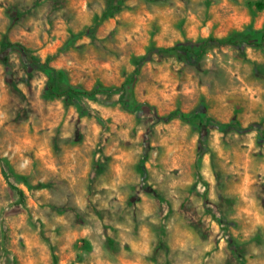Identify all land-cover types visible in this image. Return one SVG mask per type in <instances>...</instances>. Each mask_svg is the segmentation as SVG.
I'll use <instances>...</instances> for the list:
<instances>
[{
  "label": "rangeland",
  "instance_id": "1",
  "mask_svg": "<svg viewBox=\"0 0 264 264\" xmlns=\"http://www.w3.org/2000/svg\"><path fill=\"white\" fill-rule=\"evenodd\" d=\"M0 264H264V0H0Z\"/></svg>",
  "mask_w": 264,
  "mask_h": 264
},
{
  "label": "trees",
  "instance_id": "2",
  "mask_svg": "<svg viewBox=\"0 0 264 264\" xmlns=\"http://www.w3.org/2000/svg\"><path fill=\"white\" fill-rule=\"evenodd\" d=\"M210 41H212V42H214V43H216V44H218V45H225V44H228V43H230L231 42V40L230 39H220V38H211L210 39ZM72 93H77V92H75L74 90H72L71 91ZM83 94H89V92H84Z\"/></svg>",
  "mask_w": 264,
  "mask_h": 264
}]
</instances>
